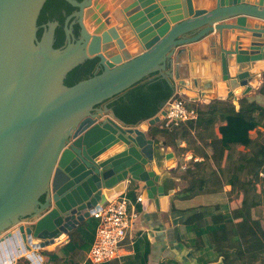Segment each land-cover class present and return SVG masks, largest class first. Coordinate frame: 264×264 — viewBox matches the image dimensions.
<instances>
[{
  "label": "water",
  "instance_id": "water-1",
  "mask_svg": "<svg viewBox=\"0 0 264 264\" xmlns=\"http://www.w3.org/2000/svg\"><path fill=\"white\" fill-rule=\"evenodd\" d=\"M198 1L0 0V245L64 239L128 177L142 209L167 211L173 154L146 133L168 105L138 125L96 105L157 72L239 108L264 73V0Z\"/></svg>",
  "mask_w": 264,
  "mask_h": 264
},
{
  "label": "trees",
  "instance_id": "trees-1",
  "mask_svg": "<svg viewBox=\"0 0 264 264\" xmlns=\"http://www.w3.org/2000/svg\"><path fill=\"white\" fill-rule=\"evenodd\" d=\"M173 93L174 88L153 72L96 106L107 104L118 119L127 125H137L156 115ZM256 93L264 96V75ZM238 104L236 109L228 101V108L220 111L225 118L219 133L224 147L222 169L228 200L214 205L212 210H196L177 227V240L190 249L196 264H264V216L261 218L255 212L263 202L255 189L264 193V176L259 175L264 173V105L246 96L241 97ZM204 107L214 113L217 111L211 105ZM158 124L162 125V120ZM184 131L189 128L182 129L179 135ZM126 195L132 197V189ZM236 202L240 207L234 214L231 206ZM171 210H180L174 201ZM236 217L238 219L234 220ZM97 224L98 220L89 216L69 232L68 241L58 250H40L42 264H93L86 260V254L93 243ZM16 264L31 262L21 256ZM138 264L146 263L141 260Z\"/></svg>",
  "mask_w": 264,
  "mask_h": 264
},
{
  "label": "crops",
  "instance_id": "crops-1",
  "mask_svg": "<svg viewBox=\"0 0 264 264\" xmlns=\"http://www.w3.org/2000/svg\"><path fill=\"white\" fill-rule=\"evenodd\" d=\"M201 6L207 10L210 6L209 0H199L197 4L195 2L194 9ZM263 75L264 73L258 74L261 81L259 86L263 82ZM259 86L243 96L264 105V96L260 98L258 95L257 97L252 95ZM179 93L178 88L175 87L173 95H179ZM181 95L185 98L187 105L197 110L196 117L180 122L170 129L157 126L158 122L149 126L146 133L148 137L154 139L161 154L168 152L173 154V163L170 167H165L164 158L161 160L165 189H174V193L168 198L167 211L147 212L146 209H142L141 202L137 201V197L141 195L139 185L130 184L129 177L124 180L123 194H127L130 189L133 192L132 197L126 195L129 200L127 208L129 227L119 244L118 258L113 259L109 264H138L141 260H144L146 264H196L191 257L190 249H186L177 240V227L196 210H212L214 205L228 200V188L225 185L222 169L224 147L221 144L219 126L225 123L224 115L220 111L227 109V102L232 101L192 102L182 93ZM243 96H240L238 101ZM205 105H211L217 111L214 113L209 107H204ZM186 128H189V131L179 135L180 131ZM213 199L217 200L213 202ZM172 201L180 210H171ZM68 234L69 232L64 239L45 248L24 250L22 255L29 259L31 264H42L43 259L39 251L58 250L68 241ZM12 246L11 241L7 245L3 243L0 245L1 264L5 263V251L10 257H14L15 254L11 252ZM135 260L139 262H134ZM210 264H221V262Z\"/></svg>",
  "mask_w": 264,
  "mask_h": 264
},
{
  "label": "built area",
  "instance_id": "built-area-1",
  "mask_svg": "<svg viewBox=\"0 0 264 264\" xmlns=\"http://www.w3.org/2000/svg\"><path fill=\"white\" fill-rule=\"evenodd\" d=\"M166 105H168V110L162 119V126L165 128L193 119L197 115V110L187 105L181 92L179 95H172ZM259 175L263 177L264 173L260 172ZM141 200L142 197L139 195L137 201L141 202ZM128 202V197L122 193L113 199H105L102 204L97 203V208L90 216L96 218L98 224L93 243L86 254V260L93 264H100L118 258L119 244L129 227ZM20 250L24 252L23 248ZM20 250L14 257H11V264H16V260L23 256Z\"/></svg>",
  "mask_w": 264,
  "mask_h": 264
},
{
  "label": "rangeland",
  "instance_id": "rangeland-1",
  "mask_svg": "<svg viewBox=\"0 0 264 264\" xmlns=\"http://www.w3.org/2000/svg\"><path fill=\"white\" fill-rule=\"evenodd\" d=\"M252 95H254V97H257L256 95H257V93H256V91L252 94ZM259 96V95H258ZM253 97V96H252ZM260 98H261V96H259ZM236 108V107H235ZM157 126H160V127H162V125L161 124H157ZM164 128V127H163ZM255 194L256 195H260L261 197H262V200H263V202L261 203V205H259L257 208H256V210H255V212H256V214L258 215V216H260L261 218H263V216H264V193L263 192H260V190L259 189H255ZM217 199H213L212 201L213 202H215ZM239 207H240V203L239 202H236V203H234L232 206H231V210H232V212L235 214L236 213V210L237 209H239ZM236 219V218H235Z\"/></svg>",
  "mask_w": 264,
  "mask_h": 264
},
{
  "label": "bare ground",
  "instance_id": "bare-ground-1",
  "mask_svg": "<svg viewBox=\"0 0 264 264\" xmlns=\"http://www.w3.org/2000/svg\"><path fill=\"white\" fill-rule=\"evenodd\" d=\"M7 245V244H6ZM10 246V245H9ZM12 247H14L15 248V246L13 245ZM11 247V248H12ZM14 248L11 250V252H12V254L14 255V254H17V251H15L14 250ZM16 249V248H15ZM7 252H8V250H7ZM20 252L21 253H23L22 252V250H20ZM18 253H19V251H18ZM4 255L6 256V259H5V263L4 264H10L11 262H12V259H11V257L6 253V251L4 252ZM12 256V255H11ZM3 259V258H2ZM1 264V263H0Z\"/></svg>",
  "mask_w": 264,
  "mask_h": 264
}]
</instances>
